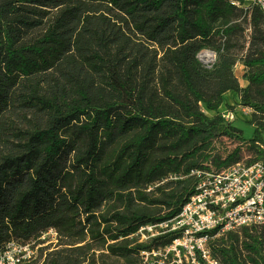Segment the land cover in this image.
<instances>
[{"label": "trees", "instance_id": "1", "mask_svg": "<svg viewBox=\"0 0 264 264\" xmlns=\"http://www.w3.org/2000/svg\"><path fill=\"white\" fill-rule=\"evenodd\" d=\"M234 1L246 0H0V251L54 230L62 247L42 264H82L88 240L142 264L175 235L146 242L138 230L180 213L192 172L241 162L215 141L264 161V13ZM242 12L247 86L234 73ZM207 46L212 66L198 56ZM229 93L253 109L249 139L222 114ZM210 250L221 264H264V225Z\"/></svg>", "mask_w": 264, "mask_h": 264}, {"label": "built area", "instance_id": "2", "mask_svg": "<svg viewBox=\"0 0 264 264\" xmlns=\"http://www.w3.org/2000/svg\"><path fill=\"white\" fill-rule=\"evenodd\" d=\"M233 4H256L264 13V0ZM222 114L228 121H235L237 116L228 108ZM192 173L199 181L180 213L138 230L140 240L146 242L175 235L169 244L143 250L142 264H221L210 250L214 238L243 227L264 225V161L237 162L220 171ZM34 248V243L10 241L0 251V264H28Z\"/></svg>", "mask_w": 264, "mask_h": 264}, {"label": "rangeland", "instance_id": "3", "mask_svg": "<svg viewBox=\"0 0 264 264\" xmlns=\"http://www.w3.org/2000/svg\"><path fill=\"white\" fill-rule=\"evenodd\" d=\"M249 3V1H248ZM238 21L241 23V28L237 30V33L233 36V52L238 58V62L234 66V73L239 78V81L242 86H247L248 82L243 79V76L246 72V67L242 63L241 58L248 52V48L251 45L252 41V33L253 28L250 23V18H247L242 12L241 16L239 17ZM217 44L219 42V38L216 37ZM212 55V56H211ZM199 59L200 61L206 66H212L217 58V51L212 46H207L203 48L199 52ZM228 101V105L233 106L234 111H236V119L234 121V125L238 128L243 130V136L247 139L253 137L255 133V127L249 124V120L252 119L253 109L244 107L240 104V96L235 93H230L226 97ZM226 107H222L223 109ZM210 115H213L209 112ZM237 147L240 150V161L243 163H248L247 161H252L255 159L253 151L250 149L247 143H242L241 141L228 138V137H221L217 141H215L214 150L218 154L224 156V158L232 153ZM141 238V236H140ZM89 243V244H87ZM87 244L88 247L86 249L81 250L79 253L85 252L86 255L83 257L85 261L82 264H118L117 259L112 257H106L105 253L106 250L98 245L96 242L92 240H88L87 242L83 243ZM82 245V244H80ZM34 256L33 259L30 260L28 264H42L46 259H48L49 254L53 251L61 249L60 239L55 232H48L45 233L39 241L34 244ZM121 263V262H120ZM25 264V263H23ZM27 264V263H26Z\"/></svg>", "mask_w": 264, "mask_h": 264}, {"label": "crops", "instance_id": "4", "mask_svg": "<svg viewBox=\"0 0 264 264\" xmlns=\"http://www.w3.org/2000/svg\"><path fill=\"white\" fill-rule=\"evenodd\" d=\"M230 94V93H229ZM225 107V106H224ZM225 109V108H224Z\"/></svg>", "mask_w": 264, "mask_h": 264}, {"label": "bare ground", "instance_id": "5", "mask_svg": "<svg viewBox=\"0 0 264 264\" xmlns=\"http://www.w3.org/2000/svg\"><path fill=\"white\" fill-rule=\"evenodd\" d=\"M212 56V55H211Z\"/></svg>", "mask_w": 264, "mask_h": 264}]
</instances>
